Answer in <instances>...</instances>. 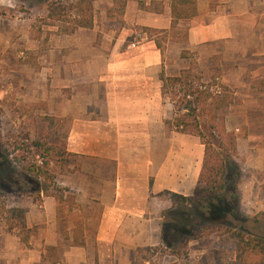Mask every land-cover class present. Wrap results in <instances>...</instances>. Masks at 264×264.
Listing matches in <instances>:
<instances>
[{
  "label": "crops",
  "instance_id": "1",
  "mask_svg": "<svg viewBox=\"0 0 264 264\" xmlns=\"http://www.w3.org/2000/svg\"><path fill=\"white\" fill-rule=\"evenodd\" d=\"M186 1L194 16L171 27L173 0H95L91 29L65 36L47 26L31 41L33 57L19 65L16 83L24 100L43 104V117L66 127L65 152L74 161L58 181L74 200L18 201L14 208L25 211L24 225L34 232L26 246L0 225V264H150L151 248L169 239L183 244L169 219L176 208L160 193L193 196L203 147L169 131L159 74L177 76L192 58L204 79L212 66L221 71L216 80L234 97L225 126L236 134L237 157L264 171L262 4ZM138 34L145 39L137 41ZM187 244L199 264H225L214 244ZM166 264L185 263L176 253Z\"/></svg>",
  "mask_w": 264,
  "mask_h": 264
},
{
  "label": "trees",
  "instance_id": "2",
  "mask_svg": "<svg viewBox=\"0 0 264 264\" xmlns=\"http://www.w3.org/2000/svg\"><path fill=\"white\" fill-rule=\"evenodd\" d=\"M94 1L70 0L71 3L68 4L57 1L49 5L46 18L53 22L49 26H57V33L65 36L72 35L78 29H91ZM175 2L177 4H174V0L171 4V27H174L179 19H189L195 14L193 2ZM118 6L121 14L123 5L119 2ZM139 7L142 10L147 9L143 4H139ZM176 7L181 12H178ZM156 47L162 55L161 44L156 42ZM188 56L186 51L181 53V59H187ZM216 78L217 75L214 74L205 80L197 72L196 63L192 59L189 67L180 70L177 76H165L163 72L159 74L161 96L170 106L165 121L169 131L194 137L203 147L201 168L193 196L183 197L168 191L160 193V196L168 199L173 208L186 210L190 206H196L203 211L202 214L211 213L213 209L232 212L231 202L236 199L241 169L236 152V134L226 128L225 113L233 104L234 97L228 87L216 83ZM46 120L53 121L48 118ZM205 128L208 133H205ZM23 136V140L18 142L16 137L10 138L11 153L6 151L4 158L0 154V167L10 162L25 163L23 168H26V176H22L24 183L21 186L30 182H52L54 177L51 174V165L58 163L53 148L43 141L28 142V135ZM65 154L71 156L69 153ZM7 157L11 160H7ZM36 157L37 161H34ZM63 193L67 195L64 196ZM42 194L63 203H72L74 200L65 189L53 188L50 192L42 189ZM24 215V210L7 208L5 201L0 200V225L5 232L16 235L27 246V240L34 228L25 227ZM172 227L177 234L185 233L183 223L174 224ZM224 232L228 243H215L214 247L232 252L233 264H264V238L229 228H225ZM200 236L188 237L186 243ZM172 242V239H169L165 244L171 246Z\"/></svg>",
  "mask_w": 264,
  "mask_h": 264
},
{
  "label": "rangeland",
  "instance_id": "3",
  "mask_svg": "<svg viewBox=\"0 0 264 264\" xmlns=\"http://www.w3.org/2000/svg\"><path fill=\"white\" fill-rule=\"evenodd\" d=\"M57 1H62L64 4L71 3L70 0H0V22L4 23L2 29L6 32L5 42H0L2 47L6 46V50L0 52V154L4 158L6 151L8 153L11 151L9 145L11 137H16L18 142L23 140V135H28V142L48 143L58 160V163L51 165V174L54 177L52 182L45 184L41 181L30 182L23 186H21L24 183L22 176H26V168H23V165L26 164L4 163L0 167V200L5 201L7 208H14L21 200L39 201L40 195H43L42 189H47L49 192L53 188L64 189L59 185L58 175L65 170L69 162L74 161L65 154V125L46 120L40 110L43 104L24 100L23 91L16 83L19 65L30 62L33 57L31 41L37 35H45L46 27L53 23L46 18L47 9ZM259 1L264 11V0ZM45 46L46 42L43 43L42 48L45 49ZM220 72L212 66L204 73L205 80L211 75H220ZM215 81L221 84L219 80ZM204 131L208 133L206 128ZM236 133L240 137L243 134L241 131ZM193 141L197 144L196 140ZM193 147L195 149V146ZM200 149L202 153V148ZM7 160H11L10 157H7ZM34 161H37V157ZM253 163L256 161H246L238 157L241 175L237 183L236 199L231 202L232 212L213 209L211 213L202 214L203 211L196 206H190L186 210L173 209L169 219L177 224L183 223L184 242L180 245V240L172 239L171 246L164 244L151 248L148 256L150 264H166L170 256L176 253L185 264H199L201 262L199 257L188 256L186 239L201 235L200 238H196L200 246L211 249L215 243H228L224 236L225 228L264 238V171L253 168ZM63 195L66 196L67 193ZM211 250L221 253L225 264H233L230 260L234 257L232 252L214 248ZM212 259L214 257L211 256L208 260Z\"/></svg>",
  "mask_w": 264,
  "mask_h": 264
},
{
  "label": "built area",
  "instance_id": "4",
  "mask_svg": "<svg viewBox=\"0 0 264 264\" xmlns=\"http://www.w3.org/2000/svg\"><path fill=\"white\" fill-rule=\"evenodd\" d=\"M145 39V35L144 34H138L137 35V41H143ZM130 47H135L134 44L130 45Z\"/></svg>",
  "mask_w": 264,
  "mask_h": 264
}]
</instances>
